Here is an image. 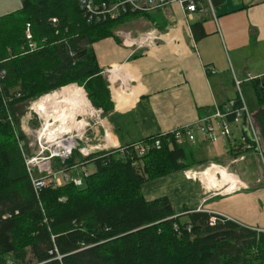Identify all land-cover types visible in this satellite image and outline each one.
Instances as JSON below:
<instances>
[{
  "label": "trees",
  "instance_id": "16d2710c",
  "mask_svg": "<svg viewBox=\"0 0 264 264\" xmlns=\"http://www.w3.org/2000/svg\"><path fill=\"white\" fill-rule=\"evenodd\" d=\"M141 15L150 17L129 12L91 21L81 0H22L0 15V264H264V229L206 209L176 212L168 195H144L145 183L195 164L170 132L88 154L76 148L62 165L94 166L81 186L33 187L24 154L34 148L23 116L33 101L72 83L107 116L115 104L93 44L121 42L117 27ZM202 22L191 24L196 37L197 28L205 34ZM28 23L39 45L33 51L23 50ZM255 87L262 104L264 85ZM157 140L160 147L135 152L136 144Z\"/></svg>",
  "mask_w": 264,
  "mask_h": 264
},
{
  "label": "crops",
  "instance_id": "0c3cea01",
  "mask_svg": "<svg viewBox=\"0 0 264 264\" xmlns=\"http://www.w3.org/2000/svg\"><path fill=\"white\" fill-rule=\"evenodd\" d=\"M132 17L131 24L122 27L121 34L117 33L121 42L107 37L93 44L115 104L103 116L101 129L109 130L115 147L193 123L216 106L237 98L234 75L244 80L242 86L246 90L256 89L259 82L246 80L248 73L263 76L264 85V0H222L215 5L211 0H203L192 18L178 3L151 12L148 19ZM200 20L205 34L200 32V27L196 37L191 24ZM147 30H154L160 38L140 43L138 39ZM252 109L262 129L264 103L254 102ZM211 144L214 145L212 159L222 161L228 153H234L229 140ZM86 166L93 171L92 164ZM226 171L230 175L227 185L233 181L237 183L234 187L242 186V189L235 193L229 205L217 202L218 207H214L217 209L207 208L211 196L202 200L203 193L190 186L188 177L182 173H173L159 182L165 180L162 187L165 191L170 189L171 195H163L170 197L176 212L183 210L185 204L192 208L204 205L201 208L264 229V188L240 193L248 187L243 186V177ZM144 185L143 193L149 199ZM184 187L194 196L190 204L177 200L176 194Z\"/></svg>",
  "mask_w": 264,
  "mask_h": 264
},
{
  "label": "rangeland",
  "instance_id": "374dc122",
  "mask_svg": "<svg viewBox=\"0 0 264 264\" xmlns=\"http://www.w3.org/2000/svg\"><path fill=\"white\" fill-rule=\"evenodd\" d=\"M21 6L22 0H0V15L15 11ZM138 17L139 16L136 18ZM145 18L148 19L147 17ZM132 20L133 17L122 22L121 25H119L115 30L116 34H121V28L129 26ZM242 88L244 98L249 106L250 111L252 112L253 103H257V101L259 102L257 91L253 87H250L249 90H246L245 86H242ZM236 91L235 94L238 96V87H236ZM30 109L32 112H29L28 115L22 119V129H25L24 131L28 133L27 136L30 138L29 142H33L32 147L36 145L39 146L42 142L53 144L56 141L65 138L67 140L73 139L74 143L76 140H78L80 143L79 148H85L89 153L92 150H98L107 147L111 148L109 145H104L105 136L104 131L101 129L103 128L101 122L103 119L102 113H99L95 110L97 108L91 104L84 87L78 85L77 83L62 86L57 90L47 93L46 95L33 101ZM35 116L37 117L38 125H35V123H37L35 122L37 121L35 119L33 120V123L31 122V118ZM42 129H45V131ZM106 131L109 132L108 129H106ZM43 132H45V134H41ZM48 133L50 135L47 141L46 136ZM40 134L42 135L41 138L38 137ZM181 145L184 146L187 151V160L195 162V164L192 166V168L179 171V173L184 174L186 178L188 173L191 175V177L189 179L187 178V180H189L190 186L196 187L200 192L203 193L201 195L202 200L207 198V196H211V198H208V202H206V204L210 203V206L207 208L217 209L214 207H218L216 203L219 201L223 202L224 205H229V201L234 199L236 195L235 193H239V190L242 189L240 187L235 188L234 186L237 185V183L233 181H230V184L227 185L226 181L229 180L230 175H228L226 169L231 174H239L243 177V181L248 187L247 190H243L240 193H249L254 189L264 188V175L262 174V168L258 158L256 157V154H253L252 152H250V154L248 152H240V154H235V152L228 153V157L225 160L219 161L214 158L212 159L214 154V145L211 143L193 144L184 142ZM96 146L97 148H95ZM236 158L239 159L234 161ZM219 166H223L226 169H223ZM206 168L211 172H208ZM76 173H78V170ZM172 174L173 173L165 177L155 179L156 181L148 182L144 185V191L146 195H150L149 199L156 198L163 194L171 195L170 189L169 191H165L162 187L165 180L162 182L159 181L168 178ZM211 174L214 175L218 181L215 189L212 186L210 178H208V176ZM219 174H221L220 177L216 176ZM259 179H261L260 182H258ZM181 180L185 181L184 178H181ZM220 184H222V186ZM176 195L179 202L190 204L189 202L194 200L193 194H189V191H186L185 187L183 191L177 193ZM224 197L226 198L223 199ZM206 200L207 199H205V201ZM189 206L190 205H184V207L192 208ZM203 206L204 205L201 207ZM201 207L198 209H203Z\"/></svg>",
  "mask_w": 264,
  "mask_h": 264
},
{
  "label": "built area",
  "instance_id": "2783aa9c",
  "mask_svg": "<svg viewBox=\"0 0 264 264\" xmlns=\"http://www.w3.org/2000/svg\"><path fill=\"white\" fill-rule=\"evenodd\" d=\"M175 3L180 4L187 11L189 18H192L193 13L199 9L198 0H81V6L85 10L89 20L96 22L117 19L123 13L129 12L151 13ZM51 19L54 24L58 23L57 17ZM25 36L27 43L23 46V50L33 51L39 48V45L34 38L30 23L27 24ZM159 38L160 35L154 30H147L138 40L140 43H144L145 41L154 42ZM5 74L4 69L0 71V77H4ZM246 80H257L261 82V86L263 85V76L256 77L248 73ZM243 82L244 80L242 78L234 75V83L239 91L237 98L216 106L207 115L199 117L193 123L173 129L170 133L179 144H183L184 142L217 143L221 140H229L233 143L232 148L235 153L240 154V152H252L256 154L262 168V174L264 175V139L261 129L255 121L254 114L250 111L244 98L242 90ZM95 110L102 113V110ZM29 112H32L31 109ZM42 130L45 131V129ZM26 134L28 135V133ZM41 134H45V132ZM41 134L38 137L41 138ZM49 135L50 134L48 133L46 136L47 141ZM104 136V145H109L111 147L116 146L108 131H104ZM61 142H63L62 139L53 144L42 142L39 146H34L36 148L33 147L34 150H32L31 153L24 154L28 173L31 177L33 187L37 191L50 183L63 185L65 183L73 182L75 185L81 186L85 177L90 174V171L84 166H75L69 170L64 168L62 164L72 154L74 149L78 148L83 154H88L89 152L85 148H79L80 143L78 140H76L69 149L65 147L64 144L62 147L60 144ZM29 145L33 146V142H30ZM20 146L23 148L24 143L21 142ZM153 147H160V141L157 140L149 146L142 142L136 144L134 148L138 156H141L144 155L149 148ZM95 148H97V146ZM238 159L239 158H236L234 161ZM57 160L61 161L60 166L58 165ZM133 163L138 164L137 161H134ZM219 167L223 168V166ZM77 170L78 173H76ZM187 177L190 178L191 175L188 173ZM260 180L261 179H259L258 182H260ZM243 186H247L246 183H243ZM239 187L242 186H238V188ZM214 219L215 218L213 217V220ZM56 258L61 259L62 256L58 254ZM9 264L12 263L9 261Z\"/></svg>",
  "mask_w": 264,
  "mask_h": 264
},
{
  "label": "bare ground",
  "instance_id": "6f19581e",
  "mask_svg": "<svg viewBox=\"0 0 264 264\" xmlns=\"http://www.w3.org/2000/svg\"><path fill=\"white\" fill-rule=\"evenodd\" d=\"M63 140V142H61L60 144L62 145V147H63V144L65 145V147H67L68 149L71 147V145H73V143H74V140L72 139H69V140H67V139H65V138H63L62 139ZM68 144V145H67ZM213 168V167H212ZM211 168V169H212ZM207 169V168H206ZM208 170V172L210 171L209 169H207ZM211 172V171H210ZM205 174V173H204ZM210 174V173H209ZM208 178H210V181H211V183H212V186H213V188L215 189L216 187V185H217V179H216V177L214 176V175H210V176H208ZM227 182V181H226ZM227 184H228V182H227ZM221 186H222V184H220Z\"/></svg>",
  "mask_w": 264,
  "mask_h": 264
}]
</instances>
